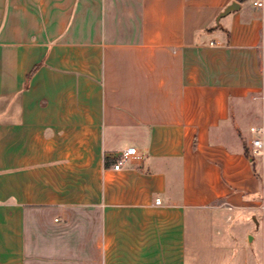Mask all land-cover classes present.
Instances as JSON below:
<instances>
[{
  "label": "crops",
  "instance_id": "crops-1",
  "mask_svg": "<svg viewBox=\"0 0 264 264\" xmlns=\"http://www.w3.org/2000/svg\"><path fill=\"white\" fill-rule=\"evenodd\" d=\"M249 121L264 0H0V264H264Z\"/></svg>",
  "mask_w": 264,
  "mask_h": 264
},
{
  "label": "rangeland",
  "instance_id": "rangeland-1",
  "mask_svg": "<svg viewBox=\"0 0 264 264\" xmlns=\"http://www.w3.org/2000/svg\"><path fill=\"white\" fill-rule=\"evenodd\" d=\"M245 104L248 108H252L255 106L256 100L254 98L250 99L248 98L245 100ZM238 104V101H236ZM256 126V124L252 122H247L246 126L243 125H236V123H232L229 125L228 129L222 130V137L226 138V140L231 144V150L233 151V155H235L236 150V144L239 147V149H242L244 152V156L247 159L246 164H248L250 170L255 169V161L259 162V160L262 158L261 155L254 154L251 148V140H252V134L250 133V127ZM225 149L226 147H217L216 152L205 153V156L201 158L202 160H206V163L209 165H213L219 168L222 173V169L227 167L229 163L225 161ZM229 149V148H228ZM230 150V149H229ZM210 155V156H209ZM210 157V158H208ZM232 164L238 165V162H232ZM243 166V165H242ZM244 168V166H243ZM252 168V169H251ZM222 176V174H221ZM222 181H224L222 177ZM221 200V198H219Z\"/></svg>",
  "mask_w": 264,
  "mask_h": 264
},
{
  "label": "built area",
  "instance_id": "built-area-1",
  "mask_svg": "<svg viewBox=\"0 0 264 264\" xmlns=\"http://www.w3.org/2000/svg\"><path fill=\"white\" fill-rule=\"evenodd\" d=\"M255 6L258 8L263 7V2H257L255 3ZM250 133L252 134V140H251V148L254 154L260 155L264 151V126H252L250 127ZM112 159L113 162V169L115 171H120L122 168V165L125 161L130 159H141V155L137 148L130 147L125 150H123L117 157L115 158H108ZM162 201L161 199H156V205H161Z\"/></svg>",
  "mask_w": 264,
  "mask_h": 264
},
{
  "label": "water",
  "instance_id": "water-1",
  "mask_svg": "<svg viewBox=\"0 0 264 264\" xmlns=\"http://www.w3.org/2000/svg\"><path fill=\"white\" fill-rule=\"evenodd\" d=\"M238 4L237 3H233L232 5H230L228 8H226V10L221 14V16L219 17V19H221L222 17L230 14L232 11L237 9Z\"/></svg>",
  "mask_w": 264,
  "mask_h": 264
}]
</instances>
